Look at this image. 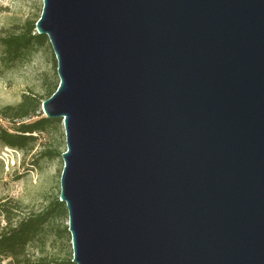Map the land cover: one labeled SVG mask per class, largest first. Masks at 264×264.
I'll return each instance as SVG.
<instances>
[{
  "label": "water",
  "instance_id": "95a60500",
  "mask_svg": "<svg viewBox=\"0 0 264 264\" xmlns=\"http://www.w3.org/2000/svg\"><path fill=\"white\" fill-rule=\"evenodd\" d=\"M75 264H264V0H42Z\"/></svg>",
  "mask_w": 264,
  "mask_h": 264
},
{
  "label": "rangeland",
  "instance_id": "374dc122",
  "mask_svg": "<svg viewBox=\"0 0 264 264\" xmlns=\"http://www.w3.org/2000/svg\"><path fill=\"white\" fill-rule=\"evenodd\" d=\"M41 8L42 0H0V32L21 26L26 19L38 18ZM58 80L56 59L47 39L42 47L29 50L13 65L0 61V107L19 102L23 92L43 95L45 86L58 84ZM4 125L8 126L5 122ZM35 135L36 139L24 151L0 143V200L13 198L34 211L59 194L61 153L66 149L62 121ZM46 149L60 155L51 159L40 157ZM70 251V240L49 237L46 252L50 257L66 259Z\"/></svg>",
  "mask_w": 264,
  "mask_h": 264
},
{
  "label": "trees",
  "instance_id": "16d2710c",
  "mask_svg": "<svg viewBox=\"0 0 264 264\" xmlns=\"http://www.w3.org/2000/svg\"><path fill=\"white\" fill-rule=\"evenodd\" d=\"M36 19H26L21 26L0 32V61L5 65H13L26 52L42 47L47 41L45 34L36 33ZM45 87L43 95L23 92L19 102L0 107V143L3 146L27 150L36 139L35 134L60 125L61 118L41 115L42 100L54 92L57 84ZM57 155L60 152L46 149L41 152L40 157L51 159ZM65 221L67 210L64 202L58 200V195L36 211L27 210L21 202L13 198L1 199L0 264L3 261L6 264H75L71 260V251L66 259H54L46 252L51 235L70 240Z\"/></svg>",
  "mask_w": 264,
  "mask_h": 264
}]
</instances>
